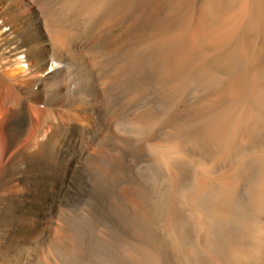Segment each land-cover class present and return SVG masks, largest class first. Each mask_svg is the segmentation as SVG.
Segmentation results:
<instances>
[{
    "label": "bare ground",
    "instance_id": "bare-ground-1",
    "mask_svg": "<svg viewBox=\"0 0 264 264\" xmlns=\"http://www.w3.org/2000/svg\"><path fill=\"white\" fill-rule=\"evenodd\" d=\"M0 264H264V0H0Z\"/></svg>",
    "mask_w": 264,
    "mask_h": 264
}]
</instances>
